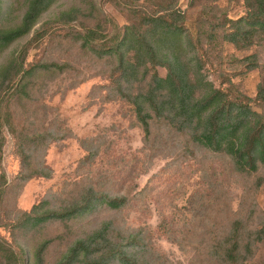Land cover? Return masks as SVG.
Here are the masks:
<instances>
[{
    "label": "rangeland",
    "instance_id": "obj_1",
    "mask_svg": "<svg viewBox=\"0 0 264 264\" xmlns=\"http://www.w3.org/2000/svg\"><path fill=\"white\" fill-rule=\"evenodd\" d=\"M126 1L54 0L33 30L55 21V17L71 8L80 9L83 16L93 15L88 21L79 17L76 22L94 25L97 21L103 24L112 19L122 26L128 21L129 13L123 8ZM157 1L138 0V4L156 10ZM203 5L212 6L217 24L221 13L236 19L246 12L243 0H177L193 37ZM2 8L7 10V0H2ZM23 12L24 2L19 0L9 26H14ZM76 22L65 25L62 21L50 32L70 42L80 32V28L74 27ZM32 32L4 50L0 64L12 52L20 50ZM262 37L261 43L249 51L221 44L220 39L219 46L207 55L205 52L200 55L199 51L197 58L200 56L202 60L198 59L203 79L214 88L228 87L234 95L253 98L264 76ZM66 47H69L67 52L54 46L55 52L45 38L28 51L26 64L45 57L57 64L68 63L73 69L44 79L42 90L36 92L37 99L30 104L36 108L40 105L35 116L18 110L15 131L6 126L1 129L0 243L23 252L26 264H57L76 240L110 221L122 231L144 238L148 256L152 258L151 254L155 253L159 258L157 264H194V250L184 243L168 241L167 234L175 231L182 235L197 224L193 222V203L198 209L210 205L207 207L224 211L229 208L235 212L245 194L239 178L223 180L227 176L221 172V160L202 150L196 151L197 158L189 152L179 158L176 149L179 153L180 139L173 145L169 140L162 143L152 155L143 142L134 106L121 100V94L112 86L110 63L103 68L95 66V60L75 54L70 43ZM252 54L260 67L247 72L242 61ZM113 61L116 64V58ZM165 74L159 67L158 75L164 78ZM132 93L131 98L135 96ZM20 104L22 101L16 102V106ZM21 148L24 154L20 153ZM169 151L174 154H168ZM83 194L122 197L126 205L120 210H111L97 203L75 219L47 222L38 229H28L21 221L23 212L28 213L37 206L41 207L40 212L47 208H70ZM253 202V223L260 222L264 219V185ZM45 242V249L39 253ZM248 264H264V242L258 245Z\"/></svg>",
    "mask_w": 264,
    "mask_h": 264
},
{
    "label": "trees",
    "instance_id": "obj_2",
    "mask_svg": "<svg viewBox=\"0 0 264 264\" xmlns=\"http://www.w3.org/2000/svg\"><path fill=\"white\" fill-rule=\"evenodd\" d=\"M7 1L8 8L3 11L0 0V54L29 35L54 0H22L24 12L14 26H9V19L19 0ZM243 1L245 14L231 19L227 13H221L218 24L212 6L203 5L194 37L177 0H159L156 10L139 5L138 0H127L123 8L129 13L128 21L122 26L112 19L103 24L97 21L94 25L76 22L79 17L88 21L93 16L92 13L83 16L78 8L41 24L20 50L12 52L0 64V150L1 129L6 126L15 131L16 111L34 113L33 116L39 111L40 105L36 108L30 104L37 99L36 92L42 90L44 79L73 69L68 63L57 64L45 57L26 64L28 51L45 38L54 51L55 46L67 52L66 44L70 43L75 54L95 60V66L103 68L110 63L112 86L121 94V100L134 106L143 142L152 155L162 143L169 140L173 145L180 139L179 153L176 149L179 158L187 152L197 158L196 151L202 150L221 160V172L227 176L223 180L240 179L239 185L245 194L235 212L229 208L224 211L207 207L210 205L198 209L193 203V222L197 224L194 222L195 226L184 231L183 236L170 232L167 240L191 247L196 254L194 264H248L258 245L264 242V219L253 223L252 218L254 196L264 185V76L253 98L234 95L228 87L214 88L205 81L199 65L202 60L200 56L197 58L199 51L200 55L203 52L207 55L219 46L218 39L221 44L241 51H249L261 43L264 0ZM62 21L65 25L76 22L74 27L80 28L70 42L50 32ZM242 63L247 72L260 67L254 54L246 56ZM159 67L165 70L164 78L158 75ZM17 101L22 104L16 106ZM20 153L24 154L22 148ZM97 203L111 210H120L126 205L122 197L83 194L70 208H47L40 212L41 207L37 206L28 213L23 212L21 221L28 229H38L47 222L75 219ZM46 244L39 248V253ZM147 248L141 236L126 233L118 225L105 221L100 229L76 240L57 264H157L159 258L155 253L149 257ZM23 256V252L0 243V264H26Z\"/></svg>",
    "mask_w": 264,
    "mask_h": 264
}]
</instances>
